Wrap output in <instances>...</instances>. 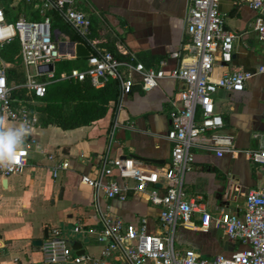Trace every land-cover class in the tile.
Wrapping results in <instances>:
<instances>
[{
	"label": "crops",
	"instance_id": "1",
	"mask_svg": "<svg viewBox=\"0 0 264 264\" xmlns=\"http://www.w3.org/2000/svg\"><path fill=\"white\" fill-rule=\"evenodd\" d=\"M40 4L0 0V8L14 17L12 20L19 16L35 20L40 15ZM78 8L90 17L92 26L88 38L89 35L94 38L95 46L106 49L107 42L117 41L128 56L133 55L145 66L152 64L149 67L157 68L158 62L164 60L166 72L182 62L181 45L189 0H78ZM219 10L224 15V27L236 34L228 67L253 71L264 63V41L252 29L255 10L237 0H220ZM62 35L69 59L78 57L76 44L88 48L81 38L72 41ZM177 50L180 56L172 57ZM82 58L77 62L84 66ZM223 69L224 65L216 62L213 76H219ZM180 88V82L168 77L149 91L136 84L119 108L115 102L107 115L89 125L63 130L52 125L43 127L39 121L33 126L28 135L32 143L24 142L20 149L26 159L23 171L8 176L0 173V264H46L33 240H43L44 230L48 235L53 228L61 230L71 248L76 247L74 254L100 256L103 247L93 234L73 232L75 225L84 229L101 227L93 204L95 192L80 182V176H95L101 161L115 156L165 165L171 154V144L165 137L170 128L169 100L177 98ZM214 105L223 118L221 131L234 135L237 152L216 156L194 147V162L185 173L184 187L187 197H199L211 214L217 207L240 214L247 190L264 188V164L246 156L247 150L262 147L264 77L251 78L240 91L218 89ZM4 121L7 127L20 124ZM63 161L68 168L59 169L53 175L54 166ZM98 200L103 213L111 219L137 223L145 218L149 230H165L159 220V208L144 196L130 193L122 201L105 198L100 193ZM191 220L193 224L187 228L177 226L174 237L179 245L176 248L210 258L245 247L240 241L225 237L214 226L202 229L198 213Z\"/></svg>",
	"mask_w": 264,
	"mask_h": 264
},
{
	"label": "built area",
	"instance_id": "2",
	"mask_svg": "<svg viewBox=\"0 0 264 264\" xmlns=\"http://www.w3.org/2000/svg\"><path fill=\"white\" fill-rule=\"evenodd\" d=\"M40 2V20H27L19 16L8 20L0 8V48L13 40L19 44L16 59L23 68L24 80L9 83L8 69L13 62L0 58V116L3 119L26 123L29 130L39 124L40 114L29 108L13 92L25 90L26 95L43 97L47 85L55 80L54 70L48 71L47 64L68 58L67 52L59 48V39L64 35L51 27L48 8L59 16L86 42L89 54L84 56L82 67L71 69L62 79L88 80L95 88H100L109 79L118 84L117 107L129 94L133 86L139 84L144 91L159 86L163 78L180 82L177 98H171L168 112L170 128L166 139L171 144L169 161L163 165H153L127 156L104 158L95 176L81 174L80 182L95 192L94 209L101 221L100 229L75 225L73 232L93 234L102 245L101 255L74 254L69 242L59 228H53L39 246L46 264H264V188L249 189L244 195L243 209L239 214L224 207H217L211 214L199 197H187L184 187L185 173L194 162L193 148H203L216 156L237 152L232 133L221 131L222 115L215 110L214 94L218 89L240 91L251 78L264 77V63L253 71L229 68L232 61L235 32L224 27V15L219 10L220 0H189L185 16V38L181 45L184 51L180 65L164 70L166 62L160 60L158 67H146L133 55L127 60H118L109 50L95 46L88 38L90 17L78 8V0H28ZM245 3L256 14L252 29L259 40L264 41V0H237ZM180 50L171 54L176 58ZM224 65L219 76H213L214 64ZM34 66L35 73L29 72ZM45 69L39 72L38 68ZM46 76V79H40ZM30 133V132H29ZM29 135V134H28ZM25 137L24 142L32 143ZM24 151L20 150L18 162L0 165L2 176L20 174L25 165ZM247 159L264 164V137L262 147L247 150ZM68 168L67 162H59L53 168V175L59 169ZM160 184V187H156ZM126 200L128 195L144 196L159 208V220L163 231H151L146 219L137 223L125 222L121 218L111 219L99 206L98 196ZM197 197V198H196ZM200 215L201 228L210 226L221 229L223 235L240 241L245 247L234 250L229 255L218 253L203 258L192 250H180L174 245L177 226L187 228L193 224L191 218ZM114 252V253H112ZM113 259V260H109Z\"/></svg>",
	"mask_w": 264,
	"mask_h": 264
},
{
	"label": "trees",
	"instance_id": "3",
	"mask_svg": "<svg viewBox=\"0 0 264 264\" xmlns=\"http://www.w3.org/2000/svg\"><path fill=\"white\" fill-rule=\"evenodd\" d=\"M3 11L8 20L14 18L9 16L6 10L3 9ZM46 14L50 17L51 27L53 29H57L65 34L68 40L76 41L80 39L78 34L54 9H47ZM40 19V15L37 14L35 20ZM89 40L94 44V38L91 35H89ZM8 44L11 45L6 47L7 44H5L1 48L5 52L3 54H6L7 57L9 56L6 61L14 62V65L8 69L9 83L20 82L23 80V75L21 77L19 70L20 64L16 60V55L19 52V44L17 40H13ZM105 45L118 60L122 61L129 58L126 52L122 50L121 43L111 41ZM59 48L62 52H67L68 50L66 44L61 42L59 43ZM79 58L76 57L75 60ZM75 60L65 58L55 62V64L59 63L54 70L55 80L47 85L43 97L28 96L24 89L13 92V97L18 98L29 108L36 109L39 112L40 123L43 127L52 125L66 130L89 125L107 115L117 100L119 89L117 81L114 79H109L100 88H95L88 80L75 81L72 79H62L63 74L68 73L71 69L82 67L78 63L70 65V62ZM151 65L146 66L149 67Z\"/></svg>",
	"mask_w": 264,
	"mask_h": 264
},
{
	"label": "clouds",
	"instance_id": "4",
	"mask_svg": "<svg viewBox=\"0 0 264 264\" xmlns=\"http://www.w3.org/2000/svg\"><path fill=\"white\" fill-rule=\"evenodd\" d=\"M29 134V128L22 122L16 127H7L0 117V165H11L18 162L20 149L25 137Z\"/></svg>",
	"mask_w": 264,
	"mask_h": 264
},
{
	"label": "water",
	"instance_id": "5",
	"mask_svg": "<svg viewBox=\"0 0 264 264\" xmlns=\"http://www.w3.org/2000/svg\"><path fill=\"white\" fill-rule=\"evenodd\" d=\"M75 50H76L75 51V54L78 57H84V56H87L89 54V51L87 50V48L83 44H80V43L79 44H76ZM47 70L48 71H53L54 70V64L53 63L47 64ZM38 71L39 72H44L46 70L45 69H41V67H39L38 68ZM3 183L5 184V180L3 181ZM155 186L156 187H160V184H156ZM43 237H45V238L47 237V230L46 229L44 230ZM41 242H42L41 239L33 240V245L40 246L41 245ZM72 249L76 250V247L73 245L72 246Z\"/></svg>",
	"mask_w": 264,
	"mask_h": 264
},
{
	"label": "rangeland",
	"instance_id": "6",
	"mask_svg": "<svg viewBox=\"0 0 264 264\" xmlns=\"http://www.w3.org/2000/svg\"><path fill=\"white\" fill-rule=\"evenodd\" d=\"M15 40H16V39H15ZM59 41H63V42H61V43L66 44V42H64V41H66V40L63 39V38H60ZM11 44H12V43H11ZM11 44H7L6 47L9 46V45H11ZM3 53H5L4 50H3L2 48H0V58L6 60L9 56L7 57V55H6V54H3ZM68 59H69V58H68ZM70 59H71V58H70ZM82 59H83L82 57H80L78 60L71 59V60H75V61L70 62V65L77 64V63H78L77 61H81ZM16 60H17V59H16ZM11 62H13V61H11ZM13 63H14V62H13ZM78 64H79V66H81V63H80V62H79ZM58 65H59V63H56V64H55V67L58 66ZM19 70H20L21 77H22V75H23V73H24L22 66L19 67ZM54 70H55V69H54ZM29 72H30L31 74H34V73H35L34 66L31 65V66L29 67ZM40 79H46V76H43V77H41ZM23 80H24V75H23ZM23 80H22V81H23ZM22 81H20V82H22ZM20 82H15L14 84H16V83H20ZM22 96H23V95H22ZM176 240H177V237H174V245H175V247H178L179 243H178ZM175 241H176V242H175Z\"/></svg>",
	"mask_w": 264,
	"mask_h": 264
}]
</instances>
